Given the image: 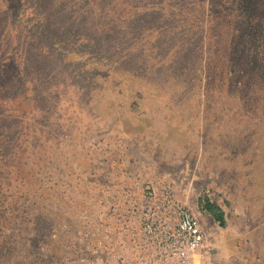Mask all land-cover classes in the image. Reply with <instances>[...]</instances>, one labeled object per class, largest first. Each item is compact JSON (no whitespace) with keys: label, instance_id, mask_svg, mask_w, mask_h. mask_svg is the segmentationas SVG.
<instances>
[{"label":"rangeland","instance_id":"1","mask_svg":"<svg viewBox=\"0 0 264 264\" xmlns=\"http://www.w3.org/2000/svg\"><path fill=\"white\" fill-rule=\"evenodd\" d=\"M0 97L46 264H264V0H0Z\"/></svg>","mask_w":264,"mask_h":264},{"label":"trees","instance_id":"2","mask_svg":"<svg viewBox=\"0 0 264 264\" xmlns=\"http://www.w3.org/2000/svg\"><path fill=\"white\" fill-rule=\"evenodd\" d=\"M8 100L0 97V264H46L48 255H45L42 246L46 248L50 241L41 232V225L35 222L31 225L22 218L18 220L20 212L29 211L31 201H19L17 205L13 191L17 178L13 173L12 153L9 150L18 128L13 122V116L1 109L2 102H11ZM3 154L8 155L6 160L2 159ZM199 206L203 211H208L222 226L226 225L223 209L210 198H200Z\"/></svg>","mask_w":264,"mask_h":264},{"label":"built area","instance_id":"3","mask_svg":"<svg viewBox=\"0 0 264 264\" xmlns=\"http://www.w3.org/2000/svg\"><path fill=\"white\" fill-rule=\"evenodd\" d=\"M182 225L188 231V246L193 248L198 247L203 242V235L197 227L196 222L191 217L188 211H182ZM182 256L186 257V251H182Z\"/></svg>","mask_w":264,"mask_h":264}]
</instances>
